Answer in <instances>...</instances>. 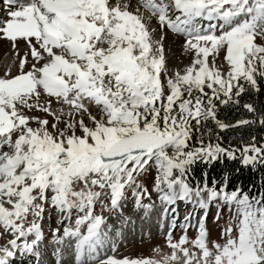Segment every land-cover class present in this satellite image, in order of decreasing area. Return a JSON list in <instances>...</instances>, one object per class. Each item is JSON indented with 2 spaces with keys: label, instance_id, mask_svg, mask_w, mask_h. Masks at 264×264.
Listing matches in <instances>:
<instances>
[{
  "label": "snow or ice",
  "instance_id": "1",
  "mask_svg": "<svg viewBox=\"0 0 264 264\" xmlns=\"http://www.w3.org/2000/svg\"><path fill=\"white\" fill-rule=\"evenodd\" d=\"M5 6L0 38L14 50L22 40L28 51L19 59L18 74L9 69L0 77V239L6 240L0 264L39 247L46 205L61 213V223L77 213L74 227L62 235L53 230L56 244L75 242L76 264H264V191L251 197L241 189L229 192L227 177L219 190L189 180L198 162L211 165L227 157L253 168L264 165V145L257 146L255 137L242 148H225L200 132L209 121L220 130L264 126V114L225 123L217 105L239 104L249 88L259 91L264 0H139L135 11L128 0H5ZM152 17L158 36L149 26ZM202 20L215 23L205 27ZM165 27L185 37V52H194L190 65L172 75ZM222 51L227 72L217 67ZM29 53L34 63L25 71ZM53 98L69 110H54ZM243 107L257 111L252 104ZM33 110L52 122L27 114ZM152 165L153 191L162 203L195 201L207 208L220 200L229 206L233 218L222 233L225 243L209 240L205 213L196 225L186 217L178 240L173 221L165 237L170 251L157 246L149 257L101 258L112 230L104 211H121L128 190L137 209H152L143 203L151 193L139 180ZM191 227L197 230L194 239L187 234Z\"/></svg>",
  "mask_w": 264,
  "mask_h": 264
},
{
  "label": "rangeland",
  "instance_id": "2",
  "mask_svg": "<svg viewBox=\"0 0 264 264\" xmlns=\"http://www.w3.org/2000/svg\"><path fill=\"white\" fill-rule=\"evenodd\" d=\"M125 2V0H121V3ZM131 4L130 10L135 11V7L137 6L139 0H128ZM169 4H171V0H167ZM141 12L147 17L149 14L144 12L141 9ZM178 13L175 11L172 12V15L175 16ZM0 19L7 20V11L5 6V0H0ZM205 27L208 26L209 23H214L213 21L203 22L200 21ZM150 27H154L157 29L156 35H159V24L156 17H152L150 21ZM165 39L163 41L165 52H166V66L169 69V75H172L174 70H183L186 66L190 65L192 59L194 58V52H185L183 49V44L185 43V37L182 35L172 33L167 27L164 28ZM258 42H261L258 39ZM28 51L27 44L24 41L17 42V48L14 50L12 47V42L7 41L6 39L0 38V77H3L5 72L11 69V75L18 74L19 70V59L24 56L25 52ZM211 57L209 61L211 62ZM29 65L26 66L25 71L28 70L31 63L34 61L31 58L29 53ZM43 63V62H41ZM39 66V65H37ZM217 67H220L222 71L227 72L228 66L224 61V52L222 51L217 58ZM206 91H209L206 89ZM49 98L46 96L41 97V102H47ZM52 107L53 109L64 108L65 111H68V106L63 104H57L55 99H52ZM93 115H96L97 118L100 116L99 110L95 106H90L89 109ZM30 116H40L41 118H47L50 122H52L53 117L46 115L45 113L38 112L33 110L32 112L27 113ZM84 120L88 123V117L85 115ZM79 119V117H77ZM33 127L37 125L35 123L32 124ZM63 127V124L60 125ZM157 175V170L154 165L150 166L147 171L139 177V180L144 184L145 187L148 188V191L151 193V201L148 199H144L143 203L148 204L152 203L155 209H158L161 204H163L158 197V194L153 191L155 178ZM206 198V194H205ZM108 201H106L107 203ZM154 202V203H153ZM196 205V204H195ZM154 209L148 211L147 213L152 214ZM181 216L179 222L177 223L176 228L173 230V236L175 239H179L183 234L184 230L181 227L186 221L185 218L191 216L192 225H196L201 217L207 213L206 225L209 231V240L216 241L218 243H225L227 239L226 236H223V230L227 228L232 221L233 213L229 211V206L225 204L223 201L215 200L209 203L208 212H198L193 209L192 206H181L180 211ZM179 213V215H180ZM96 214H101V209L99 204L96 207ZM106 220L107 224L111 226V232H109L108 240L106 241L105 247L100 250L101 258L109 255H115L119 259H123L124 257L137 258L140 256L149 257L153 255V249L157 246L161 247L163 251H170L166 246V231L168 230V225H166L160 233L152 230V226L150 225L148 228L143 229L139 227L142 219L145 218V209L140 208L137 209L135 207V198L132 196L131 190L127 191V199L122 201V209L119 212H108L104 211L102 213ZM219 215V219L217 216ZM77 218V213L73 211L71 221L65 219L63 223H61V213H59L55 208H50L46 205V211L44 214V219L41 221V227L44 233V238L40 242V246L42 248L40 251L43 253L44 257H47L48 263L46 264H76L74 261V250L71 247L73 243L71 242V246H62L59 248L58 245L54 242L53 238V230L59 228L60 234H63V229L65 227L75 226V220ZM31 219V217H29ZM128 222L125 224L124 220ZM145 225V224H144ZM138 229L139 231L135 230ZM141 228V229H140ZM233 235L236 234L235 227L233 224ZM137 231V232H135ZM119 233V234H116ZM188 236L190 239H194L197 235L196 227H191L188 229ZM10 238V237H8ZM29 239H32L30 237ZM6 240L2 239L0 244L5 243ZM113 245L115 246V251L113 252ZM63 247V248H62ZM59 252L61 254H59ZM30 254V253H29ZM24 254H21L23 257ZM22 260V261H21ZM18 261V260H17ZM15 264H44L43 261H35L34 258H24L19 259L18 263Z\"/></svg>",
  "mask_w": 264,
  "mask_h": 264
},
{
  "label": "trees",
  "instance_id": "3",
  "mask_svg": "<svg viewBox=\"0 0 264 264\" xmlns=\"http://www.w3.org/2000/svg\"><path fill=\"white\" fill-rule=\"evenodd\" d=\"M259 91L248 89L238 98L239 104L218 105V119L225 123L235 124L241 119H259L264 114V79L258 78ZM235 91V90H234ZM252 104L257 110L255 113L249 112L243 107L244 104ZM211 130V137L209 131ZM204 134L205 141L211 138L213 143L219 142L225 148H242L244 144L251 142L255 137L257 146L264 145V126L256 123L254 125L240 126L220 130L212 121L207 122L200 129ZM200 133L193 136V143L198 141ZM239 156V153H237ZM205 173L207 175H205ZM227 177V191L241 189L249 196H256L264 191V165L244 166L241 160H230L224 157L211 165L198 162L192 166L189 180L193 186L207 183L209 187L219 190L224 186Z\"/></svg>",
  "mask_w": 264,
  "mask_h": 264
},
{
  "label": "bare ground",
  "instance_id": "4",
  "mask_svg": "<svg viewBox=\"0 0 264 264\" xmlns=\"http://www.w3.org/2000/svg\"><path fill=\"white\" fill-rule=\"evenodd\" d=\"M203 21L207 22V20H203ZM213 22L215 23V21H213ZM206 198H207V194H206ZM177 201L174 204H171V205H167V204L163 203V204H161L159 206L158 209H155L154 206H152V209H154L153 213L152 214H149V213L145 214V218L142 219L141 224L139 225V227H142L143 229H145V228H148L151 225L152 228H153L152 230L155 229V231L158 234V233H160V230H162V228H163V231H164V227L168 225V230L166 231V233H167L169 231L173 221L175 222V224L177 226V223L179 222V219H180V216H181V213L179 211L173 210L174 206L177 204ZM193 204L198 205V203H196L195 201L188 202L187 205L191 206ZM179 213H180V215H179ZM166 222H167V225H166ZM135 230L139 231L138 229H136V227H135ZM137 231H135V232H137ZM72 243H73V245L71 247L74 250L75 242L72 241ZM58 247L60 248L61 245H58ZM41 248H42V246L39 245V247L33 253H30V254L18 251L15 257L10 258V264L18 263L19 259L24 258V256L26 258L28 257V259L29 258H34L35 261H43L44 264L48 263V261L46 259L47 257H44L43 253L40 251ZM21 254H24L23 257L21 256ZM74 254H75V252H74ZM74 254H73V257H74V261L76 262V255H74Z\"/></svg>",
  "mask_w": 264,
  "mask_h": 264
}]
</instances>
